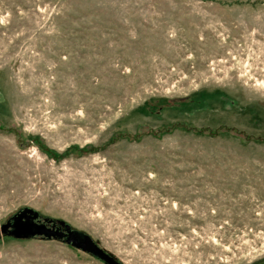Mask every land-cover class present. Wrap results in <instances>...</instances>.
<instances>
[{"label": "rangeland", "instance_id": "1", "mask_svg": "<svg viewBox=\"0 0 264 264\" xmlns=\"http://www.w3.org/2000/svg\"><path fill=\"white\" fill-rule=\"evenodd\" d=\"M21 211L122 264H264V0H0V264H105Z\"/></svg>", "mask_w": 264, "mask_h": 264}, {"label": "water", "instance_id": "2", "mask_svg": "<svg viewBox=\"0 0 264 264\" xmlns=\"http://www.w3.org/2000/svg\"><path fill=\"white\" fill-rule=\"evenodd\" d=\"M26 216L21 213L19 217H16L12 228V235L17 238H28L35 236H45L47 238L58 237L65 238L66 242L72 245L74 248L79 249L85 253L92 255L94 258L99 259L105 264H122L112 255L102 250L94 241L87 235L73 231L69 226L65 227L66 233L64 234L60 230H53L47 228L44 224L30 223L29 220L23 221Z\"/></svg>", "mask_w": 264, "mask_h": 264}, {"label": "trees", "instance_id": "3", "mask_svg": "<svg viewBox=\"0 0 264 264\" xmlns=\"http://www.w3.org/2000/svg\"><path fill=\"white\" fill-rule=\"evenodd\" d=\"M21 213H22V211L21 212H19V214H18V216L17 217H19L20 215H21ZM38 221V223H40V224H46V225H49L47 222H42L40 219H38L37 220ZM14 222V219L12 220V222H10V226H9V228H10V231H12V228H11V225H12V223ZM51 227H54L55 229H57V230H60V231H62L64 234L66 233V231L64 230V229H62V228H60V227H58L57 225H55V224H51ZM70 227V226H69ZM71 228V227H70ZM72 229V228H71ZM73 230V229H72ZM73 231H75V230H73ZM81 233V232H80ZM12 234V233H11ZM14 236V235H13ZM15 237V236H14ZM17 238V237H16ZM29 238H32V237H29ZM58 238V237H57ZM59 239H64L65 240V238H59ZM66 241V240H65ZM67 243V242H66ZM97 260H99V259H97ZM100 261V260H99ZM102 262V261H101ZM104 263V262H103Z\"/></svg>", "mask_w": 264, "mask_h": 264}]
</instances>
